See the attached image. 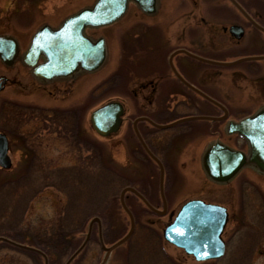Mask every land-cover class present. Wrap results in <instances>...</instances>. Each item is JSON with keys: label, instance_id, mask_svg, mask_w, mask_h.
I'll return each mask as SVG.
<instances>
[{"label": "rangeland", "instance_id": "1", "mask_svg": "<svg viewBox=\"0 0 264 264\" xmlns=\"http://www.w3.org/2000/svg\"><path fill=\"white\" fill-rule=\"evenodd\" d=\"M95 1L0 0V35L8 34L18 42H25L41 26L55 28L66 17L81 8L90 7ZM194 1L158 0V10L155 16L150 17H145L134 6L129 5L118 22L87 31V35L94 39L104 38L106 62L93 74H79L69 84L62 83L56 98L58 110L67 106L77 113V136L82 141H76L73 135L74 139L69 143V140L53 132L49 137L43 138L44 126L40 124V130V127H34L35 122L30 123L29 127L18 133L25 139L33 138L26 141L28 147L35 152L36 158L31 160L32 152L29 148L22 145L18 135L10 134L11 166L6 170L0 169V188L14 186L16 191L12 193L13 197L5 189L0 193V237L15 243L29 244L32 248L37 247L46 254L49 261L52 258L51 261L64 264L70 253L65 241L71 239L75 244L81 243L87 225L93 218L103 219L102 241L106 246L126 234L129 220L119 206L118 194L113 200L96 202L91 208H85L86 193L94 188L93 182L85 183L89 181L88 177L97 179L100 168H108L121 175L131 186L140 187L145 183L154 185L157 169L138 149L129 125L124 123L117 134L100 138L90 129L89 115L107 102L120 100L126 113H135L128 96L132 87L130 81L114 86V74L119 72L118 69L122 71L121 74L128 73L130 63L134 60L133 53L142 54L143 50L155 46L154 43L160 46L161 41H154L152 37L160 39L161 32L174 33L179 20L183 21L181 25L184 26L185 37L191 39L196 36L199 41L197 49L201 58L230 63L241 57L242 40L235 41L227 32H222V28L227 29L230 25H242L228 1L197 0L196 6ZM166 20L169 21L167 24ZM148 26L155 27L154 33L147 30ZM200 68L202 90L231 109V117L221 122L196 120L184 123L174 130H165L163 133L171 135L181 129H190L169 148L164 146V150L158 151V155L166 158L172 166V192L173 196H177L178 206L189 198L200 196V199L208 203L219 204L228 209L229 223L223 237L227 244L226 256L216 264H244L248 262L243 257L246 246L249 247L246 234L254 225L259 227L260 198L252 189L258 188L263 194L261 199L264 200V177L249 169H243L229 184L212 183L205 176L201 161L206 149L216 141L232 149L246 151L242 141L236 142L234 135L229 136L226 133V125L228 121H237L244 117L243 111L251 115L264 105V70L250 73L246 64L242 63L232 67H214L201 62ZM16 69L15 67L8 72L11 74ZM5 72L0 64V75ZM144 79L145 77L140 78L141 84L145 82ZM138 93L144 94L141 91ZM2 98L0 94V106ZM236 111L242 112L233 113ZM217 112V109L201 101L200 115H215ZM3 123L2 120L0 132H4ZM74 124L73 119V134ZM38 132L40 136L37 140ZM45 143L54 145L45 147ZM164 176V180L169 179L167 172ZM79 180L84 181L81 184ZM243 180L246 183L243 184ZM21 186L26 187L23 189ZM247 191L254 192H251L249 199ZM127 198V206L133 208V198L129 194ZM132 210L139 224L130 239L109 254L105 264H166L163 254L156 247V239L161 237V230L167 224V219L144 212L139 207ZM86 213L88 217L84 216ZM64 214H72L73 217L66 223V229L60 230L56 225ZM141 224L148 225V230H158V236L151 235L146 227L141 228ZM97 230L93 223L91 241L87 245L83 261L78 259V264H99L102 260L103 253L97 242ZM254 243L249 262L264 264V236ZM160 244L164 245L162 241ZM6 246L4 242L0 243V264H16L20 258L26 260L28 253L11 250ZM26 262L30 264L27 260ZM40 263L43 264V261ZM183 263L191 264L187 260Z\"/></svg>", "mask_w": 264, "mask_h": 264}, {"label": "flooded vegetation", "instance_id": "2", "mask_svg": "<svg viewBox=\"0 0 264 264\" xmlns=\"http://www.w3.org/2000/svg\"><path fill=\"white\" fill-rule=\"evenodd\" d=\"M197 2L198 1L195 0L193 2L194 5ZM234 2L242 10L241 13L235 6L229 3L230 7L242 22V25H237L242 29V37L240 39L242 40L243 45V54L241 55V58L244 59V62L242 64H246L248 72H260L264 70V0H256V2L253 3L251 2V0H244L241 2L234 0ZM144 16L150 17L155 15ZM168 22V20L165 21L166 24ZM182 22L180 20L178 21V26L174 33H169L168 31H166L164 33L161 32L162 38L160 39L156 38L155 36L152 37L154 41H161L160 46L154 43L155 46L150 47L148 50H143L142 54H136L134 52V60H132V63H130L131 66L128 73L121 74L122 71L118 69L119 72L116 71L117 73L114 74V86H120L122 82L126 84V82L130 81L132 87L130 88L128 96L130 97L129 100H131L130 102L132 103V106L135 110V113L131 114L126 113L124 108V115L122 117V122L119 130L122 128V125L124 123L129 125L138 149L151 163L154 164V167H156L157 169V175L155 177L156 180L154 185H148L146 183L144 185H141L140 187L131 186L129 184L127 185L128 188L134 190V192H136L148 206L135 193L126 192L122 196L123 204L130 213L134 223V229L132 232L133 234L135 231V227L139 224L137 223L138 221L137 217H135V212L132 210L133 208L135 209L136 207H139V209L144 212L167 219V224L165 225L166 227L168 223L172 221V219L184 203L193 199L202 200L200 199V196H196L195 198H189L188 200H185L180 206H178L177 196H173L174 192H172V185L174 187V182L173 180H171V173L173 172L171 170L172 166L167 162L166 158H161L158 155V151L164 150V146H166V148H169V146H171L178 139H181V136L190 131V129H181L169 135L170 133L165 134L163 133L165 132V130L154 127L152 124H155L156 126H162L182 118L200 115L199 112L201 101L205 102L211 107H214L218 111L215 115L204 116L221 117L224 115V111L222 109L216 107L210 101H206L201 97V93L205 94L208 97L209 95L202 90L200 83L201 62L196 59V57H200L197 49L199 41L196 40V36H193L191 39L185 37L184 26L181 25ZM154 28L155 27L148 26L147 30H150V32L152 31V34L155 31ZM223 29L224 28H222V32ZM89 30L94 29L86 28L84 30V34L87 35V31ZM31 37L32 36H30V38L25 42H18V40L15 39L18 45L16 58L9 66L0 63L6 70L5 73L0 75V94H2L3 96L0 109L3 112V134L5 135L7 140L8 153L9 149L12 148V142L9 138L10 134L18 135V138L20 139V141H22V145L28 147L26 141H31L33 140V138L31 137L30 140L29 138L25 139V137H23L18 132L21 130L24 131V129L33 122L36 123L34 126L36 129L40 127L41 130L40 124L44 126V128L42 129L43 138L49 137V135H51L50 133L53 132L55 134H59L65 140H69V143H72V140L74 139L73 135L76 137V141H82L77 136L79 130L77 126V113L71 109H68L67 106L59 110L56 107V98L60 93L61 84H69L74 79V77L42 80L34 76L31 67L27 66L25 62L33 61L35 63V66H39L44 63V59L42 57H38L36 59H33L32 57L25 58V54L29 49ZM134 50L135 49H133V51ZM138 55L142 57H138ZM15 67L17 68L15 72L10 74V72L8 71L15 69ZM81 74L86 73H80V75ZM76 76H79V73L76 74L75 77ZM143 76L146 80L144 79L145 82L141 84L140 78H144ZM63 88H66V86H63ZM139 91L144 92V94L138 93ZM209 98H211V96ZM211 99L214 100L213 98ZM218 103H220L226 110V113L228 115L227 117H231L232 110L228 109V107L223 105L220 101ZM240 112L242 111H236L233 113L238 114ZM243 112H245L244 117H248L253 115L256 111L251 115L246 114V111ZM139 118H144L146 121L135 122V120ZM73 119L75 122V134H73L72 132ZM181 125H176L170 130H174ZM39 136L40 134L37 136V140ZM52 144L47 145L45 143V147H49ZM243 145L245 146L244 142ZM28 148L32 152L30 153L31 160H33L34 158H36L35 152L30 147ZM146 150L151 152V154L160 162L162 174L158 165L149 158ZM166 172L169 176V179L164 180V174ZM150 177L151 176L148 177V181L151 180ZM260 177H264V175H260ZM234 179H232L231 181H233ZM231 181L226 184H229ZM242 183L244 184L246 182L243 180ZM252 190L255 191V193L253 191H247L248 199L251 198V192L258 195V197L260 198V200H258L260 205V208H258V215L260 217H258L259 227H256V225H254L253 227H251L250 232H247L246 234L248 239L246 241H249V247L247 248L246 246V253H251L250 257L253 252V246H255L254 242H256L258 238L264 236V200L261 199L263 194L258 188L256 190ZM120 194L121 193L119 192L117 200L120 208L123 209L120 202ZM127 194L131 195V197L133 198L131 203L132 205L129 203L131 206H133V208L127 206ZM224 208L227 211V226L229 223V212L226 207ZM102 223V218L95 223L98 229L97 242L99 243L100 248L101 244H103V234L101 230ZM139 226H141V228L146 227V230L149 231L151 235L158 236V230L154 228L152 230H148L149 227L146 224H141ZM226 226L224 227V230L221 234V239L224 243V254L218 260L213 259L202 262L196 261L193 257L186 255L182 249L176 248L164 242L162 238V230L161 237H158L156 239L157 246H155L158 248L161 254H163V257L166 260V264H184L183 262L185 260H187L188 262L190 261L191 264H216L217 261L224 259L226 256L227 244L223 238ZM146 234L147 233H145V235ZM87 235L88 238H86ZM90 236L91 226H89L88 223L85 237L81 241V243L75 244L74 240L71 239H67L65 241L66 246L70 249V253L66 258L64 264H78V259L80 261H83V258L85 257L84 255L86 254L87 245L91 241ZM229 238H232V236H230ZM158 240L159 242H157ZM250 240H252V242ZM161 241L164 243V245L160 244ZM0 243L3 242L0 241ZM4 243L5 245H7L6 247L11 250H19L21 252L28 253L26 255V260L30 264H41V260L43 261V264H60V262L58 261H51L52 258L50 259V262L46 254L37 247L32 248L31 245L29 246V244L27 245L25 243ZM164 246L166 247V249ZM101 251L103 253V258L99 264H101L104 259V251L102 250V248ZM26 260L20 258L18 261H16V264H27ZM128 264L131 263L129 262Z\"/></svg>", "mask_w": 264, "mask_h": 264}, {"label": "water", "instance_id": "3", "mask_svg": "<svg viewBox=\"0 0 264 264\" xmlns=\"http://www.w3.org/2000/svg\"><path fill=\"white\" fill-rule=\"evenodd\" d=\"M228 1L242 13L234 0ZM130 2L145 14L150 15L156 11V0H96L90 7L82 8L67 17L56 29L46 25L39 28L31 39L25 58L42 57L44 63L35 66L33 61H26L25 64L31 67L34 76L42 80L71 77L78 72L97 71L106 57L104 41L101 38L93 41L86 37L83 31L86 28H98L116 22L124 15ZM228 32L235 39L242 37V29L239 26H230ZM17 49V43L13 38L0 36V62L7 66L11 65L17 56ZM199 60L223 67L234 66L244 61L240 59L231 63H218L200 58ZM201 96L221 108L224 115L218 118L197 116L163 126L153 125L159 129H169L182 122L223 121L227 118L226 111L220 104L203 94ZM122 116V105L118 102H109L91 112L89 123L98 136L105 138L118 131ZM140 120L144 119H137L135 122ZM226 132L228 135L236 134L243 138L247 143L248 152L245 154L232 150L220 142L212 144L204 152L201 161L206 176L213 182L227 183L244 167H250L264 175V107L251 117L244 118L237 123L229 122ZM7 151L6 137L0 133V169L6 170L11 166ZM148 155L161 170L158 161L149 152ZM125 192L135 193L146 204L131 188H126L121 192L120 202L129 218L130 227L127 234L110 247L101 244L104 251L101 264L106 262L111 251L122 245L132 235L134 223L122 201ZM95 222H98V219H93L89 226ZM226 223L225 208L200 200H190L179 209L172 222L163 230L162 236L167 243L182 249L185 254L192 256L196 261L218 260L224 254L221 234ZM0 241L6 242L3 238H0Z\"/></svg>", "mask_w": 264, "mask_h": 264}, {"label": "trees", "instance_id": "4", "mask_svg": "<svg viewBox=\"0 0 264 264\" xmlns=\"http://www.w3.org/2000/svg\"><path fill=\"white\" fill-rule=\"evenodd\" d=\"M2 114L0 115V122H1V126H2ZM101 171H97L98 173V178L94 179L92 177H88L89 181H86V184H94V188L91 189L90 193H86V204H85V208H88L91 206H93V204L95 205L96 202H107L109 200H113L116 198V195L119 193V191L127 185V181L126 179H124L121 175L113 172L111 169L108 168H100ZM30 180H28L29 182ZM84 181V180H83ZM82 181V182H83ZM81 180H79V183H81ZM22 183H25V181H22ZM23 186V185H22ZM21 188H25L26 186ZM20 188V190H21ZM84 188H86V186H84ZM5 190H7L8 195L11 197L12 193L16 191V188L13 187H1L0 188V193L3 192ZM13 197V196H12ZM97 207V205H96ZM89 210V209H88ZM97 213H99V211H96ZM95 212V213H96ZM84 216L88 217L89 215L86 213ZM72 214H68V216H66V214L63 215V217L59 220L57 223L56 227H58L60 230H65L66 229V223L69 222V220H72ZM84 221V220H83ZM55 230V229H54ZM251 254V253H250ZM250 254L245 250V254H244V258L245 259H249L250 258ZM241 256V254H240ZM244 264H250L249 260L247 263L244 262Z\"/></svg>", "mask_w": 264, "mask_h": 264}]
</instances>
